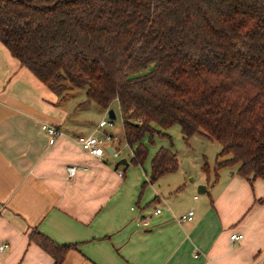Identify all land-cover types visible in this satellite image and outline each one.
<instances>
[{
  "label": "trees",
  "instance_id": "1",
  "mask_svg": "<svg viewBox=\"0 0 264 264\" xmlns=\"http://www.w3.org/2000/svg\"><path fill=\"white\" fill-rule=\"evenodd\" d=\"M0 41L53 92L117 102L132 163L145 162L146 135L172 144L163 130L179 125L185 142L200 133L221 145L215 179L237 166L264 180V0H0ZM178 167L160 147L149 180ZM30 237L55 264L75 246Z\"/></svg>",
  "mask_w": 264,
  "mask_h": 264
},
{
  "label": "crops",
  "instance_id": "2",
  "mask_svg": "<svg viewBox=\"0 0 264 264\" xmlns=\"http://www.w3.org/2000/svg\"><path fill=\"white\" fill-rule=\"evenodd\" d=\"M73 91L50 90L0 41V240L9 243L0 264H55L33 229L75 244L58 264H264L263 179H246L237 166L220 168L216 179L214 167L193 177L178 167L150 182L158 149L177 154L170 139L144 137L141 169L131 162L135 146L123 154L121 124L112 130L121 154L94 156L76 140L95 132L97 123L77 112L94 102L70 101ZM42 123L63 134L49 144ZM172 127L163 130L171 140ZM120 158L128 164L116 166ZM70 164L78 166L71 178ZM189 209L193 218L180 220ZM235 231L243 236L232 240Z\"/></svg>",
  "mask_w": 264,
  "mask_h": 264
},
{
  "label": "rangeland",
  "instance_id": "3",
  "mask_svg": "<svg viewBox=\"0 0 264 264\" xmlns=\"http://www.w3.org/2000/svg\"><path fill=\"white\" fill-rule=\"evenodd\" d=\"M73 98L69 99L70 101L78 102L85 100L86 95L83 89L75 88L72 92ZM112 108L115 112L114 130L116 127L120 128L122 124L120 111L117 108V104L113 103ZM101 107L96 103H92V105L88 108L78 109V113L80 114H88L89 115V125H94L98 123L101 119H108L107 111L105 113L101 112ZM170 134L172 135V144L174 149L177 152V157L179 160V167L182 170H186L187 172L192 173L193 175L199 174L203 169V166L207 163V166L213 170L215 165L216 157L221 150V145L213 140L205 137L200 133L193 134L188 142H185L180 134V128L178 126H173L170 129ZM121 147L124 148L123 154L128 155L127 145L122 142ZM227 157V156H225ZM148 160H145V164L143 166L146 167ZM139 165V167H142ZM188 181L191 180L190 177L187 178ZM197 194L199 192L196 191Z\"/></svg>",
  "mask_w": 264,
  "mask_h": 264
},
{
  "label": "built area",
  "instance_id": "4",
  "mask_svg": "<svg viewBox=\"0 0 264 264\" xmlns=\"http://www.w3.org/2000/svg\"><path fill=\"white\" fill-rule=\"evenodd\" d=\"M108 110V109H107ZM114 119L108 117V119H101L95 128V132L89 135H78L76 140L81 145V147L89 152L90 154L101 157L103 156L108 150L111 148V153L114 156H119L121 154V148L118 147V143L120 142L118 137L115 133L112 132L114 127ZM42 130L48 136L49 144H53L55 140L63 134V131L57 127L56 125L49 124V123H42L41 125ZM128 146V144L126 143ZM67 170V177L71 178L76 174L78 170V166L70 164L66 168ZM120 175H123L122 170H118ZM155 211L160 212L161 207H156ZM194 210L189 209L186 213H183L180 216V220H190L193 218ZM243 233L235 231L231 233L230 237L232 240L241 238ZM9 247V243L6 240H0V253L5 252Z\"/></svg>",
  "mask_w": 264,
  "mask_h": 264
},
{
  "label": "water",
  "instance_id": "5",
  "mask_svg": "<svg viewBox=\"0 0 264 264\" xmlns=\"http://www.w3.org/2000/svg\"><path fill=\"white\" fill-rule=\"evenodd\" d=\"M107 114H108V117L111 118V119H115L116 115H115V112H114V109L113 108H109L107 110ZM109 152L112 151L111 148H108L107 149ZM128 164L126 158H120L117 162H116V166H119V165H126ZM205 190V185L203 184H200L198 185V191H204Z\"/></svg>",
  "mask_w": 264,
  "mask_h": 264
}]
</instances>
